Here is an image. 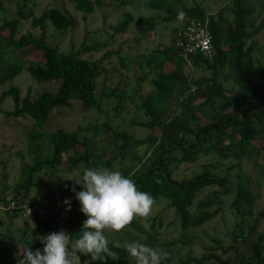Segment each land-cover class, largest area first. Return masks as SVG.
Here are the masks:
<instances>
[{
    "label": "trees",
    "instance_id": "trees-1",
    "mask_svg": "<svg viewBox=\"0 0 264 264\" xmlns=\"http://www.w3.org/2000/svg\"><path fill=\"white\" fill-rule=\"evenodd\" d=\"M181 1L145 0L146 7L155 14L140 16L134 29L140 38L145 39L159 22L178 20L183 26L190 19H207L216 53L212 58L196 54L190 57L189 62L182 59L176 46L180 28L176 27L171 31L168 46L154 48L143 55L148 73L143 71L142 78L151 76V89L139 103L148 119L134 122L149 130V134L141 139L134 138L123 129L113 128L108 122L95 128L88 126L86 130L67 131L57 127L54 131L45 132L52 111L60 107L71 108L72 101H78L84 110L97 112L108 97H114L116 104L119 103L121 94L117 89L101 91L99 95L96 91L97 80L104 72L102 62L110 53L91 61L76 52H63L48 44L45 22H50L61 31L75 25V20L68 18L60 8L44 11L38 19H32V25L41 28L38 37L32 38L30 34L16 37L19 19L27 17L24 3L18 8L17 18L0 24V84H9L1 98H8L13 103L12 109L3 113L16 118L29 117L34 125L29 145L31 141H40L39 147L29 148L32 154L30 163L19 159V172L11 192L15 197H25L34 186L36 175L45 169L54 175L71 172L83 164L85 168L100 166L109 169L117 165L124 176L132 179L139 190L148 192L155 202L159 199L167 201L179 220L181 230L200 228L215 218L221 211V197L230 195V209L237 223L231 241L222 249L223 253L233 250L237 255L233 260L239 261L238 264H264V233L258 231L264 220V205L257 209L262 199L259 193L261 187L243 169L247 161L257 168H264V63L254 55L258 46L256 37L264 29V20L256 26L253 24L254 9L249 0H229L230 3L215 14L207 13L197 2L187 6ZM74 2L75 9L86 14L91 13L95 5H100V0ZM128 2L121 0L122 4ZM4 9L0 2V10ZM180 11L186 13L183 20L178 19ZM227 13L231 18H226ZM131 19V15L126 13L112 28L117 33L124 32ZM9 48L26 49L22 54L30 55L32 61L26 67L17 61H3V54ZM23 71H27L38 83L57 81L56 92L45 90L31 98V88L28 87L26 95L22 96L21 89L11 82ZM177 93L180 111L167 117L168 103ZM97 129L107 133L108 142L114 145L105 162L102 161L104 152L99 153L94 144ZM87 132H92L93 136L86 135ZM41 148L46 152L42 157ZM68 153L71 154L64 161L63 156ZM126 159L129 161L127 165L123 163ZM201 159L205 164L211 161L217 163H210L207 167L215 168L223 163H227L228 167L221 169V174L203 170L190 178H176L182 164H193ZM212 187L216 189L199 199L204 190ZM1 201L5 202L4 198ZM80 207L71 205L70 211L66 208L54 209L44 215L35 211L34 222L38 232L48 235L66 230L70 241L79 238L83 226L78 219L82 214ZM245 219L252 222L246 234L239 222ZM254 233L258 234L256 238L251 237ZM18 235L21 237L19 248L13 239L17 235L0 231L1 240L12 239L15 255L5 264H17V258L25 248L43 250L44 245L37 236L28 232L27 222L18 229ZM107 238L109 248L119 254V260L106 258L103 262L91 261L90 256L78 253L81 263L87 260L90 264H135L118 239ZM116 243L119 247L114 246ZM240 244L245 246L248 254L241 253L245 258L240 255ZM146 245L153 247L152 244ZM162 264L232 263L230 259L225 260L212 252L191 255L185 260L170 254Z\"/></svg>",
    "mask_w": 264,
    "mask_h": 264
},
{
    "label": "rangeland",
    "instance_id": "rangeland-1",
    "mask_svg": "<svg viewBox=\"0 0 264 264\" xmlns=\"http://www.w3.org/2000/svg\"><path fill=\"white\" fill-rule=\"evenodd\" d=\"M253 7V24L256 26L264 20L263 0H249ZM4 10H0V24L4 20L17 18L18 8L27 6L25 9V19H19L18 38L24 34L38 37L41 28L33 26L32 19H38L44 11L60 8L68 18L75 20L72 28L64 31L57 30L50 22L46 24V42L63 52H76L83 58L91 61L100 59L105 53L110 55L103 60L104 72L97 80V94L101 91L112 92L117 89L121 94L118 104L114 97H108L101 105L100 112L96 110H84L78 101H72V107H60L54 109L50 114L49 121L45 127V132L54 131L57 127L64 128L67 131L77 129L86 130L88 126L95 128L105 122H108L113 128L125 130L136 139L144 138L149 134L147 128L138 126L134 122L146 121L148 119L139 103L141 98L150 91V78H142V72H147L143 55L149 53L152 49L168 46L171 39V31L182 27V22L173 20L167 23H161L145 38H140L134 29V24L140 16H153L154 11L146 7L145 0H129L127 4H122L121 0H100V5H95L91 13L77 11L74 7V0H0ZM183 5H192L194 2L201 4L209 14H215L224 5L229 4V0H182ZM227 4V5H228ZM128 13L131 15L129 26L124 32H115L112 26ZM226 18H231L226 14ZM258 46L254 52L255 57L264 63V29L256 37ZM1 44V43H0ZM88 48V49H87ZM26 49H6L2 60L5 62L17 61L22 67H26L32 61L30 55L26 56L22 52ZM190 73L191 69L188 70ZM21 89V95L25 96L30 87L31 98L36 97L42 91L55 93L58 88L57 81L38 83L32 79L27 71H23L11 82ZM9 87V84H0V231L11 235H18V229L24 227L27 222L29 233L39 237L45 236L38 232L34 222V213L38 211L40 215L51 212L56 209H64L68 205L64 204L66 199L71 201V205H80L76 199L75 193L71 191L75 187L76 192L82 191V185L75 184L79 180L74 173L77 169L83 173L84 164L77 166L71 172L57 173L51 175L48 170H43L35 177V184L27 192L25 197L13 196L11 186L16 181L19 172V159L23 158L25 162L32 161V154L29 148L39 147L40 141H31L29 145L30 133L34 130V125L29 117L16 118L7 116L3 112L10 111L13 103L10 99H2V93ZM188 87L185 88V91ZM177 93L168 103L166 116L171 117L180 111V99ZM94 144L99 151L104 152L102 161L108 160L110 151L114 150V145L108 142L107 133L101 129L95 131ZM88 136H93L92 132H87ZM68 153L63 156L65 161ZM41 157L46 155L44 149H40ZM128 164V159L124 160ZM213 165L217 163L211 161ZM203 159L193 164H182L176 174L177 179L190 178L195 173L203 170H209L215 173H222L221 169L228 167L227 163L218 165L215 168L207 167L208 164ZM204 166H206L204 168ZM97 168H100L97 167ZM243 169L249 173L250 178L260 185L259 191L262 199L257 204V209L264 204V168H257L250 161L243 164ZM112 170H120L117 165ZM233 172V170H231ZM82 183V181H81ZM216 188L204 190L199 199L204 198ZM4 198L5 202L1 199ZM221 211L218 215L197 229L188 228L181 230L179 220L174 210L169 208L166 200L159 199L153 205L152 213L146 219L136 218L130 225L119 233L106 232L105 235L118 239L124 246L126 243L138 241L143 244H152L153 247L161 252L175 254L185 260L188 256H201L212 252L222 256L223 259H230L232 264H238L234 261L237 257L233 250L223 253V248L227 247L231 241V235L235 228V217L231 212V196H222ZM216 206L214 205L213 208ZM257 212V210H256ZM62 218V215L60 216ZM176 218V219H175ZM77 219V217H76ZM78 219L83 222L87 217L82 213ZM176 221V222H174ZM244 234L247 233L249 225L252 223L249 219L240 221ZM144 224H148L146 229ZM238 229V228H236ZM66 232V230H64ZM259 233H264V220L259 226ZM258 234L251 237L256 238ZM40 240V239H39ZM219 241L220 243L216 242ZM11 238L0 239V263L5 264L9 259L14 258ZM212 249H216L213 251ZM240 255L244 252L247 256L245 246L240 244ZM243 256V258H245Z\"/></svg>",
    "mask_w": 264,
    "mask_h": 264
},
{
    "label": "clouds",
    "instance_id": "clouds-1",
    "mask_svg": "<svg viewBox=\"0 0 264 264\" xmlns=\"http://www.w3.org/2000/svg\"><path fill=\"white\" fill-rule=\"evenodd\" d=\"M186 13L178 12V19L183 20ZM83 190L71 189L81 207L80 211L87 217L83 222L82 234L75 240L69 239L64 230L39 237L43 250H23L17 264H81L79 254L90 256L91 261H105L106 258L119 260V254L109 248L106 232L119 233L136 218L146 219L152 213L154 198L139 190L135 182L118 170L109 168L77 169L74 173ZM82 181V183H81ZM66 211L71 210V201L66 199ZM147 229L148 224H144ZM17 247L21 237H13ZM115 247H119L116 243ZM125 250L134 259L135 264H162L169 258V253L161 252L138 241L125 244ZM90 264V261H84Z\"/></svg>",
    "mask_w": 264,
    "mask_h": 264
},
{
    "label": "built area",
    "instance_id": "built-area-1",
    "mask_svg": "<svg viewBox=\"0 0 264 264\" xmlns=\"http://www.w3.org/2000/svg\"><path fill=\"white\" fill-rule=\"evenodd\" d=\"M176 46L179 56L187 62L196 54L212 58L216 49L208 28V20L190 19L185 23L177 33Z\"/></svg>",
    "mask_w": 264,
    "mask_h": 264
}]
</instances>
